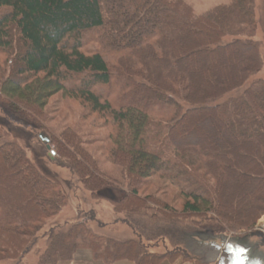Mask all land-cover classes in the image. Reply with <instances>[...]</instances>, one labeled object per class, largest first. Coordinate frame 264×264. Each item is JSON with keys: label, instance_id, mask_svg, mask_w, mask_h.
<instances>
[{"label": "trees", "instance_id": "obj_1", "mask_svg": "<svg viewBox=\"0 0 264 264\" xmlns=\"http://www.w3.org/2000/svg\"><path fill=\"white\" fill-rule=\"evenodd\" d=\"M257 29L255 0L202 15L183 0H0V101L46 121L62 95L82 104L85 119L104 121L105 162L120 178L72 129L43 143L134 231L118 241L84 219L49 227L67 198L0 127V263L26 264L35 253L37 264H61L85 250L103 264H162L169 256L153 243L180 246L205 231L204 250L215 253L223 233H251L264 217ZM212 64L228 65L229 76L207 72ZM175 250L170 258L182 263L218 264Z\"/></svg>", "mask_w": 264, "mask_h": 264}, {"label": "rangeland", "instance_id": "obj_2", "mask_svg": "<svg viewBox=\"0 0 264 264\" xmlns=\"http://www.w3.org/2000/svg\"><path fill=\"white\" fill-rule=\"evenodd\" d=\"M183 1L190 5L197 15L205 14L217 6L226 5L231 2V0ZM255 3L258 29L254 40L260 44V54L263 63L262 71L256 79L264 82V0H255ZM3 59L0 53V64L4 61ZM227 66L228 65L218 69L215 64H212L207 69V72L219 74V77L222 76L226 78L230 74V70ZM240 66L242 69L244 68L243 65ZM235 67L238 71L239 67ZM98 92L103 97H106L108 94L107 89ZM1 101L0 127L2 130L8 134L10 140L17 142L24 149L30 161L35 164L42 175L59 185L61 191L67 198V203L62 212L50 221L49 227L53 225L70 226L84 219L88 221L89 227L92 228L96 234L118 241L132 240L134 238V231L129 224L124 222L125 215L116 214L113 206L107 200L94 199L92 194L80 183L78 177L58 161L56 155L53 154L55 146L51 144L52 151H50L47 145L43 143V137L51 140L52 137L60 136L65 130L72 129L82 136L86 142L85 147L89 151L95 153L101 169L103 171L116 172V177L120 178V176L117 175L118 169L105 162L104 151L108 146V131L102 128L105 127L104 121H100L96 125L95 121L92 119H85L86 117L82 104L76 100L63 98L62 95H58L51 100L46 109L48 115L47 120H37L38 122L35 121L34 118L29 117L27 113L15 111ZM225 165L232 166L233 168L236 166L233 161H227ZM246 174L250 177L255 176L250 172H246ZM245 183H248V180H246ZM228 184L232 185L234 183L229 181ZM256 197L261 198L263 195L258 194ZM252 203V199H249L247 203L239 204L237 211H245L246 207ZM232 213L234 214L236 211ZM101 224L103 227H101ZM178 225L184 228L186 223L184 224V222L181 221ZM48 228L46 227L45 230ZM203 232L191 235V237L185 235L181 240L180 246L176 245L178 243L174 244L167 240L160 244V246L153 243L150 248L154 253L165 256L167 254L169 256V259L162 264H186L182 263L181 255L176 259L170 258V256L176 252L175 249L177 247H181L185 250L190 256L189 258L198 260V258L200 259L202 255H204L202 258L205 259L206 262H210L212 259L216 258V252L213 253L204 250V247L206 244H210V241L207 240L208 233L205 231ZM222 235L227 236L225 237V242H236L242 248L251 251V258L253 260L264 263V217L258 222V225L251 233L242 232L240 235L223 233ZM41 245H45V240L41 241ZM41 245L37 247L36 251L42 249ZM79 253H81V257H77ZM78 254L73 261H70V264H103L96 262L89 251L82 250L79 251ZM90 256H92V258ZM37 260L36 254L33 253L27 258L25 263L37 264ZM171 260L175 261L173 262ZM124 263L132 264L129 262ZM0 264H8V262Z\"/></svg>", "mask_w": 264, "mask_h": 264}, {"label": "water", "instance_id": "obj_3", "mask_svg": "<svg viewBox=\"0 0 264 264\" xmlns=\"http://www.w3.org/2000/svg\"><path fill=\"white\" fill-rule=\"evenodd\" d=\"M48 143L49 139L43 137ZM216 250L218 264H264L251 258V251L239 246L236 242H225L223 245H213Z\"/></svg>", "mask_w": 264, "mask_h": 264}, {"label": "crops", "instance_id": "obj_4", "mask_svg": "<svg viewBox=\"0 0 264 264\" xmlns=\"http://www.w3.org/2000/svg\"><path fill=\"white\" fill-rule=\"evenodd\" d=\"M81 253H79L78 255H77V257H81V255H80ZM91 258H92V256H90ZM71 262H65V263H61V264H70ZM121 264H125V263H121ZM186 264H189V263H186Z\"/></svg>", "mask_w": 264, "mask_h": 264}]
</instances>
